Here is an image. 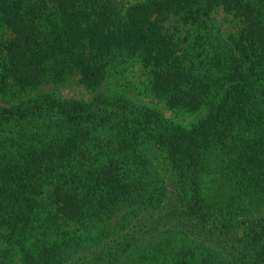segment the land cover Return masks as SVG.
<instances>
[{
	"label": "trees",
	"instance_id": "obj_1",
	"mask_svg": "<svg viewBox=\"0 0 264 264\" xmlns=\"http://www.w3.org/2000/svg\"><path fill=\"white\" fill-rule=\"evenodd\" d=\"M122 58L200 117L119 95L0 106V264H264V0H0L5 95L94 91Z\"/></svg>",
	"mask_w": 264,
	"mask_h": 264
},
{
	"label": "rangeland",
	"instance_id": "obj_2",
	"mask_svg": "<svg viewBox=\"0 0 264 264\" xmlns=\"http://www.w3.org/2000/svg\"><path fill=\"white\" fill-rule=\"evenodd\" d=\"M221 17L222 15L219 14L218 19H221ZM148 81L149 76L142 69L141 65L136 60L127 58L116 63L112 62L103 84L94 91L80 85L77 82V76H74L66 83L45 84L38 88L21 92L18 95H12L13 92L9 95L0 92V106L8 107L17 102L25 101L45 93L58 98L81 102H89L98 95H119L128 98L135 104L155 109L167 119L184 126L190 125L200 117L199 114L168 110L162 101L148 92Z\"/></svg>",
	"mask_w": 264,
	"mask_h": 264
}]
</instances>
